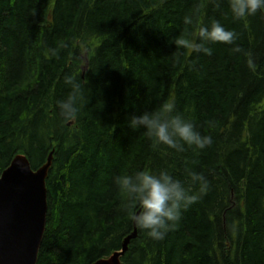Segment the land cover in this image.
I'll return each mask as SVG.
<instances>
[{"label": "trees", "instance_id": "16d2710c", "mask_svg": "<svg viewBox=\"0 0 264 264\" xmlns=\"http://www.w3.org/2000/svg\"><path fill=\"white\" fill-rule=\"evenodd\" d=\"M214 20L237 39L206 55L192 45ZM68 76L87 86L65 119ZM164 102L213 144L176 153L128 128ZM51 151L37 264L121 251L135 225L115 177L168 170L186 181L185 168L208 192L165 239L138 229L121 264H264V13L237 21L228 0H0V171L17 154L38 169Z\"/></svg>", "mask_w": 264, "mask_h": 264}, {"label": "clouds", "instance_id": "9594fccd", "mask_svg": "<svg viewBox=\"0 0 264 264\" xmlns=\"http://www.w3.org/2000/svg\"><path fill=\"white\" fill-rule=\"evenodd\" d=\"M222 0H217V6ZM232 16L237 21L264 13V0H228ZM191 17H185V24H192ZM237 33L224 27L218 20L211 25H201L198 42L192 46L198 52L212 54L211 44L234 45ZM238 51V48H234ZM84 79L72 76L65 78L70 86L69 97L58 101L61 115L70 119L77 114V101L83 103L86 83ZM128 128L132 132L143 131L153 146H165L176 153L187 149L204 150L213 144L210 135H202L190 117L176 111L175 104L162 103L153 111L128 118ZM187 180L175 178L168 170L154 172L139 170L133 174L115 177V184L124 197L122 211L135 227L155 241L165 239L174 231L182 219V214L192 204L197 203L209 190V180L201 172L185 168Z\"/></svg>", "mask_w": 264, "mask_h": 264}, {"label": "water", "instance_id": "95a60500", "mask_svg": "<svg viewBox=\"0 0 264 264\" xmlns=\"http://www.w3.org/2000/svg\"><path fill=\"white\" fill-rule=\"evenodd\" d=\"M88 63L83 67L84 72ZM53 161V151L37 170L26 154H17L0 171V264H37L46 230L48 190L46 179ZM138 229L128 235L121 251L93 264H121V258Z\"/></svg>", "mask_w": 264, "mask_h": 264}]
</instances>
